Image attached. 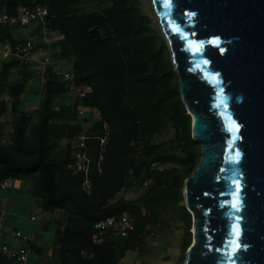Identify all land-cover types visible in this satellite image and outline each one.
Segmentation results:
<instances>
[{"label":"trees","instance_id":"1","mask_svg":"<svg viewBox=\"0 0 264 264\" xmlns=\"http://www.w3.org/2000/svg\"><path fill=\"white\" fill-rule=\"evenodd\" d=\"M4 1L6 8L0 5V13L16 14L20 6L47 7L44 22L51 30L60 32L69 53L76 57L74 71L79 96L73 102L75 112L71 117L66 116L65 108L55 107L53 100L68 85L64 80L59 83L50 78L38 119L29 134L30 117L21 114L15 121L12 143L6 145L0 121V182L35 177L34 192L41 198L42 210L50 213L62 210L63 224L59 225L63 226V234L57 250L61 264H120L126 252L136 248L145 228V216L138 201L142 200L144 205L150 202L151 196L166 185L167 173L175 175L171 188L173 199L181 200L185 180L201 160V144L192 136L191 116L182 100L169 49L152 30L151 20L140 8L139 0H112V5L106 8L80 15L72 14L70 8L82 0H42L41 4H35L37 1L31 4L32 0ZM41 22L32 26H41ZM0 28L14 27L0 24ZM7 36L0 33V37H9L15 43L19 40ZM20 61L14 56L3 59L1 72L20 66ZM81 92L85 95L81 96ZM17 105L18 101L16 108ZM82 107L98 112L100 117L92 131L86 130L90 135L86 141L90 158L88 176L70 167L77 159L70 142L84 132L74 122ZM6 111L7 102L2 100L0 118ZM167 118L173 122L185 156L162 155L159 145L152 143ZM105 123L108 137L102 151L100 139L106 135ZM64 138L70 141L60 154L55 153ZM130 157L135 161L133 166ZM153 162L175 163L186 168H151ZM130 167L136 175L147 174L140 184L148 181L150 188L136 201L121 198L109 202L125 186ZM86 179L91 183L89 192L84 187ZM182 211L189 229L191 214L186 206H182ZM125 212L134 218V229L128 236L109 231L100 241H93L94 224L98 220L119 217ZM189 246L190 237L185 249ZM9 259L15 263L10 256Z\"/></svg>","mask_w":264,"mask_h":264},{"label":"water","instance_id":"2","mask_svg":"<svg viewBox=\"0 0 264 264\" xmlns=\"http://www.w3.org/2000/svg\"><path fill=\"white\" fill-rule=\"evenodd\" d=\"M192 136L185 264H264V0H152Z\"/></svg>","mask_w":264,"mask_h":264},{"label":"rangeland","instance_id":"3","mask_svg":"<svg viewBox=\"0 0 264 264\" xmlns=\"http://www.w3.org/2000/svg\"><path fill=\"white\" fill-rule=\"evenodd\" d=\"M34 2H36L35 4H41L42 0L30 1L31 4ZM139 2L140 8L151 20L152 30L164 40L168 47L172 62L175 66L169 42L163 32L152 0H139ZM0 5L3 8H6L4 0H0ZM110 5H112V0H82L72 5L70 9L72 14L80 15L101 10ZM41 23V26H32L31 24L27 27H14L11 30L0 28L1 34L7 33L8 36L10 35V37L19 39L18 41H20V43L31 40L33 44L36 45L35 49L29 53L28 58L21 59L20 66L11 68L9 69L10 71L0 72V101L5 100L7 102V111L0 118L2 123L1 135L3 142L6 145H9L11 142V133L14 130L16 118L21 114L30 117L28 134L30 133L32 124L38 119L40 104L45 96L46 85L49 79L54 78L61 83L64 71H74L76 57L69 53L70 50L68 44L60 32L51 30L44 21ZM16 86H19L20 88H17ZM76 96H79L78 88L72 89L68 86L64 87L62 93L54 98L53 105L55 107H64L66 110V116L71 117L75 112L73 102ZM16 101H18L17 108L15 107ZM81 109L84 110L83 114L80 113ZM82 118L84 121H79L80 119L82 120ZM97 120H99L98 112L82 107L78 110L74 122L76 121L77 124L81 125L84 128V131H92L95 128ZM86 133L89 135L88 132ZM75 140L76 139L73 138L70 143L75 142ZM69 141L70 140L66 138L62 139L56 147L55 153L60 154ZM152 143L159 145L160 153L162 155L173 154L177 156H185L180 141L177 139L173 122L168 118L162 122L160 128L152 139ZM200 144L202 157V147L204 143L200 142ZM79 153V151L73 150V155L77 158H79ZM132 157L135 158V156ZM132 157L129 159L131 166H133L132 164L135 162H133ZM199 164L200 162L197 167ZM174 166L186 168L175 163L159 165L157 162H153L151 164V168H171ZM145 174L146 173L136 175L133 167H130L126 176L125 186L115 197L111 198L109 202H114L121 198L134 201L138 200V197L143 194L147 188H150V183L148 181L145 182L144 185L140 184V181ZM164 178L167 182L166 185H164L163 189L156 191V193L151 196L152 199L150 202L144 205L142 200L138 201V204L142 206V212L145 216V228L139 235L136 248L134 250H128L120 264L186 263L187 250L189 247L185 249V244L189 237L190 245L194 242V217L192 211L187 207L184 196L187 179L181 189L183 198L179 201H175L171 192L175 175L173 173H167ZM25 180L27 182V187H29L28 181L35 180V177H29ZM19 182L20 181L17 180L13 186L5 188L4 190L0 189V193H12V195H17L18 193V195H21L29 201V203H27L29 209H35L41 214H44L43 211H40L38 206H35L34 201H32L33 196L27 191H23L20 185H18ZM86 184H89L90 187ZM85 186L87 188L86 190L89 192L91 190V183L85 181L84 187ZM25 190H27V188H25ZM182 206H186L191 214L189 229H187L189 222L184 218ZM50 217L55 219L56 224H63L62 210L58 209L54 214L50 215ZM49 222L51 223V220ZM26 224L25 226L21 225V227L27 229L29 224H31L32 227L40 226L37 221L31 222L26 220ZM104 236L105 235L101 238ZM114 240L119 241L118 238H114Z\"/></svg>","mask_w":264,"mask_h":264},{"label":"built area","instance_id":"4","mask_svg":"<svg viewBox=\"0 0 264 264\" xmlns=\"http://www.w3.org/2000/svg\"><path fill=\"white\" fill-rule=\"evenodd\" d=\"M48 15V9L44 6H20L16 14H9L5 11L0 13V24L9 25L11 27H27L35 22L45 21V18ZM34 49V44L31 40L27 42L20 43L17 41L13 42L11 39L0 37V60L6 59L9 57H17L20 59L28 58L29 53ZM75 78L76 73L73 70L64 71L62 79L67 83L69 88L75 89ZM72 86V87H71ZM81 96H84V93H80ZM80 113L83 114L84 110H80ZM85 117V115H84ZM100 119V117H99ZM79 121H84L80 119ZM106 135L101 137L100 143L103 148L105 146L107 137H108V124H104ZM90 138V135L84 131L81 133L75 140L71 143L72 148L75 151H79V158L70 166L76 172L83 171L87 176L90 168V158L87 155L86 141ZM102 159V155L100 157ZM101 170V169H100ZM86 182H90L88 179ZM12 185L11 179H6L0 182L2 188H6ZM90 187L89 184H86ZM85 189L86 186H85ZM32 220L37 219L36 215L31 217ZM95 233L92 236L94 242H98L100 238L108 233L109 231L117 232L121 236L125 237L130 234L134 229V218L133 216L125 212L119 217L109 216L103 219L98 220L94 224ZM15 236L20 240L21 244L17 247H12L8 243H4L1 246L3 254L10 256L14 259L15 264H26L29 260V255L32 249V238L31 235L27 232H23L18 229L15 231Z\"/></svg>","mask_w":264,"mask_h":264},{"label":"crops","instance_id":"5","mask_svg":"<svg viewBox=\"0 0 264 264\" xmlns=\"http://www.w3.org/2000/svg\"><path fill=\"white\" fill-rule=\"evenodd\" d=\"M2 60H0V72L2 69ZM11 68L12 66L10 67V69ZM34 124H32V126ZM11 143L12 139L10 144ZM28 178L29 177L11 178V186L14 185L15 181H20L18 185H20L23 191H27L33 196L32 201H34L35 206H38L40 211H43L41 208V198L38 197L34 192L36 187V181L27 180L29 183V187H27V182L25 179ZM25 188H27V190H25ZM0 189L4 190L5 188L1 187ZM27 203H29V201L21 195H18V193L17 195H12V193H0V264H15L9 259L8 255L3 254L1 246L4 243H8L12 247H17L19 244H21L20 240L15 236V231L18 229L22 230L23 232L29 233L31 235L32 242L35 243L34 246L32 245L29 260L26 264H61L60 258L57 255V250L61 246L60 237L63 234V228L60 225L56 224L55 219L53 217H50V215L54 213L43 211L44 214H41L35 209H29ZM33 215H36L37 219L32 220L31 217ZM25 219L31 222L37 221L40 226L32 227L31 224H29V227L25 229V227H21V225L25 226ZM50 220L51 223L49 222Z\"/></svg>","mask_w":264,"mask_h":264},{"label":"clouds","instance_id":"6","mask_svg":"<svg viewBox=\"0 0 264 264\" xmlns=\"http://www.w3.org/2000/svg\"><path fill=\"white\" fill-rule=\"evenodd\" d=\"M8 179H11V178H8ZM6 180V179H5ZM4 181V180H3Z\"/></svg>","mask_w":264,"mask_h":264}]
</instances>
